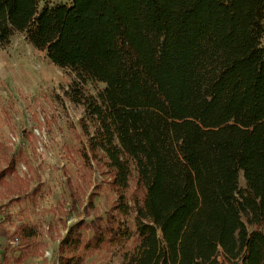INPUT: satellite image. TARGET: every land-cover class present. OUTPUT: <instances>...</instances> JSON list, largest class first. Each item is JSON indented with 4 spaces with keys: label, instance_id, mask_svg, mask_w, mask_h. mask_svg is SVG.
Here are the masks:
<instances>
[{
    "label": "trees",
    "instance_id": "obj_1",
    "mask_svg": "<svg viewBox=\"0 0 264 264\" xmlns=\"http://www.w3.org/2000/svg\"><path fill=\"white\" fill-rule=\"evenodd\" d=\"M39 4L0 0V48L22 33L77 73L71 99L117 194L67 227L57 264L97 250H121L119 264H264V0Z\"/></svg>",
    "mask_w": 264,
    "mask_h": 264
},
{
    "label": "rangeland",
    "instance_id": "obj_2",
    "mask_svg": "<svg viewBox=\"0 0 264 264\" xmlns=\"http://www.w3.org/2000/svg\"><path fill=\"white\" fill-rule=\"evenodd\" d=\"M69 1L40 0L39 10ZM10 42L0 48V253L24 254L13 264H57L67 227L105 213L117 194L105 181L102 153L91 151L95 125L71 99L77 73L53 63L22 33ZM104 87L85 84L91 96ZM135 180L129 194L137 196ZM21 226L31 234L16 239ZM121 260V250H97L82 252L78 264Z\"/></svg>",
    "mask_w": 264,
    "mask_h": 264
}]
</instances>
